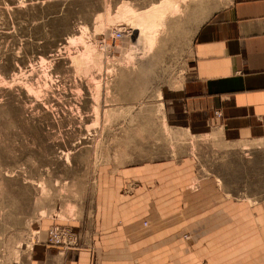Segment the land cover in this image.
I'll use <instances>...</instances> for the list:
<instances>
[{
	"label": "rangeland",
	"instance_id": "rangeland-1",
	"mask_svg": "<svg viewBox=\"0 0 264 264\" xmlns=\"http://www.w3.org/2000/svg\"><path fill=\"white\" fill-rule=\"evenodd\" d=\"M163 1L0 0V264H30L51 227L88 235L100 187L147 161L191 156L200 184L264 199V138L169 126L183 120L169 119L167 88L191 67L199 26L231 0H169L178 9L148 42L122 6Z\"/></svg>",
	"mask_w": 264,
	"mask_h": 264
},
{
	"label": "crops",
	"instance_id": "crops-1",
	"mask_svg": "<svg viewBox=\"0 0 264 264\" xmlns=\"http://www.w3.org/2000/svg\"><path fill=\"white\" fill-rule=\"evenodd\" d=\"M192 61L167 88L169 119L183 120L169 126L181 137L263 139L264 0H231L214 12L194 35ZM194 169L191 156L164 158L110 178L89 234L68 247L44 235L30 264H264V199L232 200L196 181Z\"/></svg>",
	"mask_w": 264,
	"mask_h": 264
},
{
	"label": "bare ground",
	"instance_id": "bare-ground-1",
	"mask_svg": "<svg viewBox=\"0 0 264 264\" xmlns=\"http://www.w3.org/2000/svg\"><path fill=\"white\" fill-rule=\"evenodd\" d=\"M122 7H124L122 8L123 15H131V16L138 18L136 29L143 30L144 33L146 32L148 34V35H145L146 40L148 42H152L154 37L157 36V35L156 36L154 35L156 34L157 29H159V26L161 25V22L164 18L165 13L169 9H172V10L178 9V3L177 1H173V4L169 5V0H164L160 5H154L150 8L145 9L144 11H136L135 9L129 6H122ZM123 15H121V17ZM143 32L141 31L140 34ZM159 95L162 96L161 93Z\"/></svg>",
	"mask_w": 264,
	"mask_h": 264
},
{
	"label": "built area",
	"instance_id": "built-area-1",
	"mask_svg": "<svg viewBox=\"0 0 264 264\" xmlns=\"http://www.w3.org/2000/svg\"><path fill=\"white\" fill-rule=\"evenodd\" d=\"M122 32H117V37H121ZM217 115L221 117V112L218 111ZM78 235L73 233L70 229L60 228L58 226L51 227L49 231L48 243L59 247L75 246L78 244Z\"/></svg>",
	"mask_w": 264,
	"mask_h": 264
}]
</instances>
